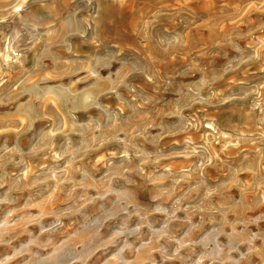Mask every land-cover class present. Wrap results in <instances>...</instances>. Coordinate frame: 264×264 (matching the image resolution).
I'll use <instances>...</instances> for the list:
<instances>
[{"label": "clouds", "instance_id": "clouds-1", "mask_svg": "<svg viewBox=\"0 0 264 264\" xmlns=\"http://www.w3.org/2000/svg\"><path fill=\"white\" fill-rule=\"evenodd\" d=\"M45 2L32 0V3ZM57 2L51 0L52 6ZM72 2L75 8L56 14L57 27L71 19L75 28L67 35L87 38L89 30L94 31L95 19L91 12L86 17L79 14L84 10H95L96 0ZM28 3L29 0H18L19 8ZM12 7L16 8L15 5ZM59 16L64 18L59 19ZM154 16L158 24L159 14ZM53 18L50 13L43 20L33 18L32 23L25 20L21 30H13L14 35L9 38L11 42L6 45L8 51L14 47L17 52L26 54L46 34L51 35V31L38 32L37 28L49 25ZM148 39L154 53L161 56L182 50L179 33L153 28ZM62 43L67 52L74 51L66 37ZM234 50L239 52V46ZM89 54L93 58L103 57V60L90 67L86 76L79 78L85 85L81 90H73L70 84L65 86L62 83L44 87L33 85L28 89L35 101L54 97L70 123L67 132L63 120L54 121L51 131L45 130L47 125L34 131L33 139L38 138V142L27 153L20 152L19 163L25 164V156L51 152L54 164L46 171L36 172L32 183L33 186L47 187L48 181L55 180L57 187L65 193V199L62 207L49 212L17 215L30 206L33 197L29 196L24 208L16 206L17 200L12 193L18 190L23 176L15 177L13 186L0 195V248L4 249L0 252V264H256L253 258L257 254L259 264H264V228L260 227L264 213L251 218L241 217L240 209L247 208L243 199L228 201L222 192L226 186H213L205 178L203 169L217 164L207 136L204 143L184 140L181 151L159 146L165 136L187 134L193 129L198 132L201 126L212 128L208 136L218 138L219 130L211 122L183 115L196 104H211L212 93L205 96L203 88L195 92L188 88L177 94L172 89L170 99H149L148 92L138 91L134 87L135 81L128 77L148 76L153 83L162 82L165 86L172 81L161 78L146 58L134 53L125 55L111 43L100 52L90 50ZM4 59L0 71L14 70L8 63L10 58L5 56ZM67 63L73 66V75L85 67L79 59ZM101 71H106L107 75L102 76ZM93 77L95 82L88 83ZM176 83L182 85L184 80ZM200 83H204L202 78ZM120 89L127 92L129 99ZM114 101L122 108L130 109V114L124 116L112 107ZM161 102L173 106L176 123H166L163 118L156 123L155 106ZM92 108L106 113L105 123L91 121L89 109ZM77 112H82L89 122L78 123ZM148 112L153 113L151 119L145 116ZM25 116L29 121L27 130L42 120L38 110L31 106ZM150 129L157 131L153 134ZM58 134L64 137V141L59 144L58 151L53 152L54 138ZM73 134L81 139L73 141L70 138ZM74 143L77 146L74 147ZM144 144L152 145L154 150H148ZM101 151L104 158L98 167L95 156ZM175 156L196 157V161L179 171L162 164ZM60 161H65L64 166H60ZM243 166L241 161L240 170ZM227 167L233 171L232 165ZM260 171L262 169L258 168L257 172ZM5 182L0 176V187ZM257 184H264V176H257L253 187ZM213 196L219 197V202H214ZM260 204H264V197L257 195L254 205ZM232 212L236 213V219L226 224V218ZM66 220L76 225L71 233L67 232ZM249 225H255L256 231H250ZM21 234L26 239L19 240ZM221 236L225 241H221Z\"/></svg>", "mask_w": 264, "mask_h": 264}, {"label": "rangeland", "instance_id": "rangeland-1", "mask_svg": "<svg viewBox=\"0 0 264 264\" xmlns=\"http://www.w3.org/2000/svg\"><path fill=\"white\" fill-rule=\"evenodd\" d=\"M73 8L75 5L72 0H58L55 6H52L51 0L43 4L29 0L23 8H19L18 0H0V32L3 33L0 38V65L4 64L7 56L10 58L8 63L14 68L12 71H0V176L6 181L0 187V195L13 186L15 177L22 175L23 181L17 186L18 190L12 193L17 200L16 206L24 208L29 196L33 197L30 206L17 215L49 212L62 207L65 199V193L57 187L55 180L48 181L47 187L33 186L32 183L36 172L46 171L54 164L51 152L44 151L35 157L25 156L27 167L19 163L20 152L27 153L38 142V138L33 139L34 131L45 125L48 126L45 130L51 131L54 121L63 120L64 131L67 132L70 123L54 97L35 101L28 89L33 85L44 87L46 84L62 83L65 86L70 84L73 90H81L85 85L79 78L86 76L90 67L103 60L100 56H90V50L100 52L109 43L125 55L134 53L146 58L161 78L172 81L169 86H165L162 82L153 83L148 76L128 77L130 81H135L134 87L138 91L148 92L149 99H170L172 89L177 94H182L181 89L186 92L188 88H192L193 92L203 88L202 94L205 96L212 93L211 104H196L183 115L192 116L201 122H211L214 128H218L219 137L213 139L208 136L213 129L201 126L198 132L193 129L191 133L165 136L159 146L165 150L175 148L181 151L184 140L204 143L207 136L217 164L203 169L205 178L213 186L225 185L222 192L228 201L243 199L247 208L240 209L241 217L251 218L264 213V204L254 205L257 195L264 197V184L253 187L257 176H264V0H96L95 10H84L79 14L86 17L91 12L95 19L94 31L90 29L87 38L67 35L75 28L71 19L57 27L56 14ZM50 13L54 18L49 25L37 28V31H51V35L46 34L26 54L17 52L14 47L11 52L8 51L6 45L11 42L9 38L14 35L13 30H21L25 20L29 23L33 22V18L43 20ZM157 13L158 24L154 16ZM153 28L179 33L182 50L165 56L154 53L148 39V33ZM22 35L25 33L22 32ZM65 37L73 45L74 51L71 53L66 51L62 43ZM237 46L239 52L234 50ZM75 59H79L85 67L73 75V66L67 61ZM101 75L106 76L107 72L101 71ZM201 78L204 83H200ZM180 80H184V83L177 86L176 82ZM189 80L194 82L189 83ZM93 82L94 77L88 81ZM120 91L129 99L124 89ZM30 106L38 110L42 120L36 121L32 129L27 130L29 121L25 113ZM112 107L124 116L130 114V109L122 108L118 102L114 101ZM89 111L92 113V122H106V113L95 108ZM75 115L78 123L89 122L84 119L82 112ZM145 116L151 119L153 113H145ZM154 116L156 123L161 118L166 123L177 122L173 106L162 102L156 104ZM150 131L155 134L157 130ZM70 138L73 141L81 139L75 134ZM63 141L64 137L58 134L54 138L52 151L57 152ZM73 146L77 145L74 143ZM143 146L154 150L152 145ZM103 158V151L95 156L98 167ZM195 161L196 157L175 156L162 161V164L179 171ZM241 161L244 162L243 170H240ZM59 163L64 166L65 161ZM227 165H232L233 171H229ZM258 168L262 169L259 173ZM219 199L212 197L214 202H219ZM234 219L236 213H229L226 224ZM65 223L69 233L76 227L70 221L66 220ZM260 227L264 228V221L260 222ZM249 230L256 231V226L249 225ZM24 239L26 236L21 234L19 240ZM220 239L225 241L224 236ZM0 252H4V249L0 248ZM253 259L259 264V254Z\"/></svg>", "mask_w": 264, "mask_h": 264}]
</instances>
